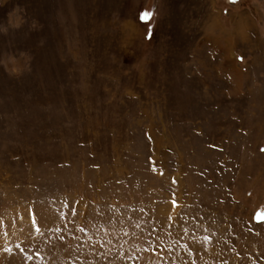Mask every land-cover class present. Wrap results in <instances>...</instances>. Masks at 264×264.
<instances>
[{"label": "rangeland", "instance_id": "374dc122", "mask_svg": "<svg viewBox=\"0 0 264 264\" xmlns=\"http://www.w3.org/2000/svg\"><path fill=\"white\" fill-rule=\"evenodd\" d=\"M261 148L264 0H0V264H264Z\"/></svg>", "mask_w": 264, "mask_h": 264}, {"label": "snow or ice", "instance_id": "6c2138e0", "mask_svg": "<svg viewBox=\"0 0 264 264\" xmlns=\"http://www.w3.org/2000/svg\"><path fill=\"white\" fill-rule=\"evenodd\" d=\"M229 2L231 3V4H233V5H235L236 3H238V0H229ZM153 13L152 12H149V11H144V12H142L141 14H140V16H139V19L142 21V22H144V23H148L149 21H151L152 19H153ZM152 28L150 27L149 28V30H148V36H147V38L148 39H151V36H152ZM239 59H243L242 57H240ZM210 147H215L214 145H210ZM260 151L261 152H264V148H261L260 149ZM156 169L155 168H153V171H155ZM160 175H163V173L161 172L160 173ZM176 181L175 180H173V183H175ZM173 195H175V194H173ZM172 205H173V207H176L177 206V204H176V201H175V199H173L172 200ZM73 214H75V209L73 208ZM170 219H171V217H170ZM31 257H29V259H30Z\"/></svg>", "mask_w": 264, "mask_h": 264}]
</instances>
